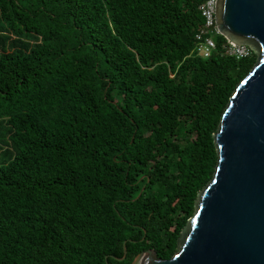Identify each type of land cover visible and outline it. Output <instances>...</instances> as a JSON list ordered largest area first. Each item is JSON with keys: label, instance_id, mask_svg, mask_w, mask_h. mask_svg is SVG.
Here are the masks:
<instances>
[{"label": "trees", "instance_id": "16d2710c", "mask_svg": "<svg viewBox=\"0 0 264 264\" xmlns=\"http://www.w3.org/2000/svg\"><path fill=\"white\" fill-rule=\"evenodd\" d=\"M203 1L0 0V264L174 256L257 60L190 55Z\"/></svg>", "mask_w": 264, "mask_h": 264}, {"label": "water", "instance_id": "95a60500", "mask_svg": "<svg viewBox=\"0 0 264 264\" xmlns=\"http://www.w3.org/2000/svg\"><path fill=\"white\" fill-rule=\"evenodd\" d=\"M215 19L226 39L252 49L256 63L213 135L218 164L176 253L163 259L149 249L131 264H264V0H216Z\"/></svg>", "mask_w": 264, "mask_h": 264}, {"label": "built area", "instance_id": "2783aa9c", "mask_svg": "<svg viewBox=\"0 0 264 264\" xmlns=\"http://www.w3.org/2000/svg\"><path fill=\"white\" fill-rule=\"evenodd\" d=\"M216 0H205L199 5V10L204 18L201 29L196 33V44L191 56L209 58L218 49V38L222 35L217 27L215 19ZM223 50L229 56L240 60L252 55L253 51L248 45H237L226 39Z\"/></svg>", "mask_w": 264, "mask_h": 264}]
</instances>
